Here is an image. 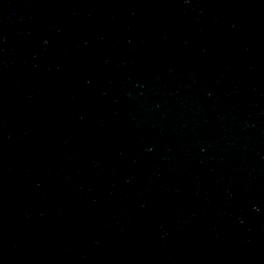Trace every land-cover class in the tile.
<instances>
[{
    "label": "water",
    "instance_id": "water-1",
    "mask_svg": "<svg viewBox=\"0 0 264 264\" xmlns=\"http://www.w3.org/2000/svg\"><path fill=\"white\" fill-rule=\"evenodd\" d=\"M0 264H264V0H0Z\"/></svg>",
    "mask_w": 264,
    "mask_h": 264
}]
</instances>
